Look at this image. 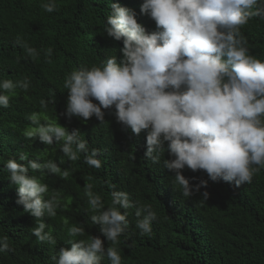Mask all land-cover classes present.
Here are the masks:
<instances>
[{"label":"clouds","instance_id":"clouds-1","mask_svg":"<svg viewBox=\"0 0 264 264\" xmlns=\"http://www.w3.org/2000/svg\"><path fill=\"white\" fill-rule=\"evenodd\" d=\"M41 7L52 13L58 6L47 0ZM139 7L154 21V31L138 22L133 9L109 0L104 32L122 41L121 55L66 74L65 116L84 122L95 116L104 123L105 110H111L115 120L134 134L143 131L144 158L160 163L163 157V167L173 173L172 183L186 198L207 181L191 185L182 174L185 167L203 170L214 182L251 183L264 168V60L250 53L241 29L253 17L264 18V0H142ZM22 46L29 56L37 55L26 43ZM29 86L26 78L0 79V107L7 108L16 90ZM47 104L40 101L42 108ZM27 119L26 138L38 137L47 145L62 142L60 151L68 160L77 161L83 153L87 165L101 167L100 150L90 149L78 128L69 131L57 119L42 122L36 112ZM63 163V159L59 164L51 159L39 162L21 152L18 160L9 158L5 164L8 179L17 186L16 203L35 218L33 235L50 245L57 241L51 230L45 231L48 225L41 218L57 215L62 196L50 191L41 177L46 170L67 179L70 172L60 167ZM30 171H39L40 176ZM92 189L91 183L84 186L89 211L95 213L91 221L111 245L105 247L95 235L76 239L84 229L72 225L67 228L70 247L59 248L51 257L54 264H101L105 256L110 264H122L117 245L129 226L130 209H135L139 233L152 234L157 214L150 204L131 200L126 191H113L105 208ZM208 195L204 191L203 199ZM10 250L8 236H0V253Z\"/></svg>","mask_w":264,"mask_h":264},{"label":"trees","instance_id":"trees-1","mask_svg":"<svg viewBox=\"0 0 264 264\" xmlns=\"http://www.w3.org/2000/svg\"><path fill=\"white\" fill-rule=\"evenodd\" d=\"M45 2L0 0V79L30 81L26 91L17 89L10 97L7 108L0 107V236H8L11 249L0 253V264H54L51 257L59 248L70 247L67 228L72 225L84 229V235L76 239L100 236L105 247L110 246L99 225L91 221L95 213L89 211L84 194L88 183L105 208L111 204L113 191H126L131 200L150 204L157 214L152 234L141 235L135 226V209L128 210L129 226L117 245L122 264H264V168L254 174L251 183L236 186L214 182L203 170L193 172L185 167L182 174L191 185L207 181L186 198L172 183L173 173L163 167V157L160 163L144 158L143 131L134 134L115 120L111 110H105L104 123L95 116L86 122L75 116L69 120L64 114L66 74L81 66L99 65L111 55L119 59L122 41L104 32L109 0H55L58 7L52 13L41 7ZM111 2L133 9L148 31L156 29L154 21L140 12L142 0ZM241 32L250 53L264 60V18L253 17ZM22 43L37 55L29 56ZM42 99L48 101L46 108L40 105ZM33 112L42 122L57 119L69 131L78 128L89 148L100 150L101 167L87 165L83 153L77 161L68 160L60 151L62 142L47 145L38 137L26 138L27 117ZM21 152L39 162L51 159L59 164L63 159L60 167L70 172L67 179L46 170L41 177L50 191L62 196L57 215L41 218L56 245L36 240L32 233L35 218L16 203L17 186L8 179L5 164L9 158L18 160ZM164 155L169 158L167 152ZM30 174L40 176L39 171ZM204 191L209 194L206 200ZM101 264L110 261L105 256Z\"/></svg>","mask_w":264,"mask_h":264}]
</instances>
